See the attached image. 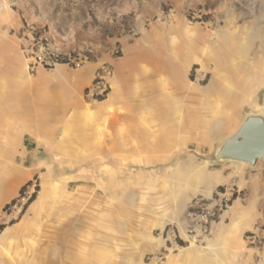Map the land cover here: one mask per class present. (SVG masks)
<instances>
[{
	"label": "rangeland",
	"instance_id": "374dc122",
	"mask_svg": "<svg viewBox=\"0 0 264 264\" xmlns=\"http://www.w3.org/2000/svg\"><path fill=\"white\" fill-rule=\"evenodd\" d=\"M262 38L264 0H0V264H264V160L215 156L261 110ZM222 196L189 236V204Z\"/></svg>",
	"mask_w": 264,
	"mask_h": 264
},
{
	"label": "built area",
	"instance_id": "2783aa9c",
	"mask_svg": "<svg viewBox=\"0 0 264 264\" xmlns=\"http://www.w3.org/2000/svg\"><path fill=\"white\" fill-rule=\"evenodd\" d=\"M33 44L37 50L33 59L40 65L47 66L51 65V63L55 64L63 59L59 54L51 51L47 43H43L38 39L35 40ZM107 74H109V70L105 67H102L95 72L92 82L86 89V95L88 97L97 99L107 95L109 87L106 80ZM213 201L214 202L209 203V201L199 198L189 204L186 212V217L189 222L186 233L189 236L196 238V231H206L207 226L215 222L220 217V212L223 208L228 205V199L223 196L218 197Z\"/></svg>",
	"mask_w": 264,
	"mask_h": 264
},
{
	"label": "water",
	"instance_id": "95a60500",
	"mask_svg": "<svg viewBox=\"0 0 264 264\" xmlns=\"http://www.w3.org/2000/svg\"><path fill=\"white\" fill-rule=\"evenodd\" d=\"M262 110V114L245 116L236 131L219 145L217 160L244 161L254 167L258 159H264V96Z\"/></svg>",
	"mask_w": 264,
	"mask_h": 264
},
{
	"label": "bare ground",
	"instance_id": "6f19581e",
	"mask_svg": "<svg viewBox=\"0 0 264 264\" xmlns=\"http://www.w3.org/2000/svg\"><path fill=\"white\" fill-rule=\"evenodd\" d=\"M251 36H253V35H251ZM264 38H262V41L264 42V40H263ZM115 85H114V83L112 82L111 83V92L108 94V98L107 99H105V100H103V101H101V103H107L110 99H111V97H112V94H114V92H115ZM260 107H261V110L260 111H254L255 113H258V114H262L263 113V110H262V105H260ZM241 124V122L239 123V125ZM239 125L237 126V128L239 127ZM236 128V129H237ZM235 129V130H236ZM260 160H264V159H258L257 160V162L255 163V165L260 161ZM230 161H232V162H234V163H236L237 164V166L238 165H245V164H247L248 165V163L247 162H244V161H235V160H230ZM203 165V164H202ZM255 165H254V167H255ZM180 166H181V169H183V170H186L187 168H189V167H194V169H200L202 166H196L195 165V163L192 161V160H186V161H183L182 163H180ZM217 181L218 180H214V179H208L206 182H205V185L203 186V188H200V187H197V186H190L189 187V191H188V193L184 196V198H183V200L185 201V199H188L189 197H191L192 195H194V194H196V193H200V194H203V195H205V196H209L210 194H211V190H212V188H213V186L215 185V183H217ZM249 186V185H248ZM249 188V187H248ZM180 206V204L178 205L177 204V208ZM6 234V232H3V235H5ZM192 243V242H191ZM209 246V245H208ZM207 247V246H206ZM205 247V248H206ZM204 248V249H205ZM96 257H99L98 255L96 256Z\"/></svg>",
	"mask_w": 264,
	"mask_h": 264
},
{
	"label": "crops",
	"instance_id": "0c3cea01",
	"mask_svg": "<svg viewBox=\"0 0 264 264\" xmlns=\"http://www.w3.org/2000/svg\"><path fill=\"white\" fill-rule=\"evenodd\" d=\"M112 64H113V67H114V75H113V80H114V84H115V87H116V90H115V92H114V96H116L117 95V92H118V87L120 86V80L122 79V77H123V72L120 70V69H118V68H116V61H112ZM92 68H90L88 71V73L87 74H85V75H83V76H81V78H80V82L82 81L83 82V84L84 83H86L88 80H90V78H91V72H92ZM145 72V71H144ZM168 75H169V70L167 69L165 72L163 71V72H161L160 73V75L159 76H161V78L162 79H167V77H168ZM159 76H156V77H158L159 78ZM151 77V76H150ZM163 82V81H162ZM217 186V185H216ZM212 193V192H211ZM188 209V208H187ZM222 216V214H220V217ZM219 217V218H220Z\"/></svg>",
	"mask_w": 264,
	"mask_h": 264
},
{
	"label": "trees",
	"instance_id": "16d2710c",
	"mask_svg": "<svg viewBox=\"0 0 264 264\" xmlns=\"http://www.w3.org/2000/svg\"><path fill=\"white\" fill-rule=\"evenodd\" d=\"M30 184V181H28L26 184H24L23 186H21V188L19 189V193L22 194L25 190V188ZM36 197V194L33 193L31 195V197L29 198V200L27 201V204L31 203Z\"/></svg>",
	"mask_w": 264,
	"mask_h": 264
}]
</instances>
